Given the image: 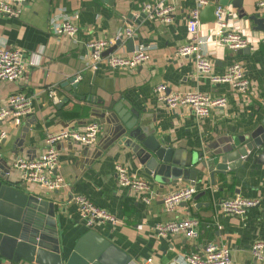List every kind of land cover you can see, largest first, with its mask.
Returning <instances> with one entry per match:
<instances>
[{"label":"crops","instance_id":"1","mask_svg":"<svg viewBox=\"0 0 264 264\" xmlns=\"http://www.w3.org/2000/svg\"><path fill=\"white\" fill-rule=\"evenodd\" d=\"M145 1L28 0L20 17L0 16V45L19 49L26 61L34 62L20 80L0 83V105L6 104L12 94L22 92L31 97L34 108L19 126L9 120L3 123L8 137L0 148V170L5 163L13 166L19 158L32 160L42 156L48 131L82 129L92 121H99L102 129L95 145L75 142L58 145L59 172L66 179L67 188L50 191L23 181L19 170H11L10 179L21 181L29 194L55 203L64 258L93 229L130 255L131 262L136 264H184L186 255L209 242L225 246L230 251L231 264H264L257 262L252 252L256 242L264 241V166L254 164L260 151L244 170L232 173L228 179L218 178L215 185L209 184V173L202 169L196 183L182 181L176 186L165 183L161 187L145 173L128 147L118 143L107 145L111 135L104 131L101 119L94 116L95 112H104L108 117L115 107L123 112L129 111L128 107L147 109L151 112L152 129L159 138H165L168 146L196 156L211 155L238 137L251 141L264 119V11L257 6L260 0H242L247 14L242 18L235 5L237 0H229V22L247 37L249 46L245 49L233 51L215 41L214 22L200 25V36L208 42L205 50L213 62L212 74L222 75L233 63L242 64L251 82L247 95L236 93L230 84H213L206 76H197L193 56L178 54V48L189 40L188 19L196 0H175L174 20L170 24L147 18L143 11ZM216 3L219 5V0ZM66 18L79 27L75 40L57 32ZM127 26L135 30L132 43L131 39H123L114 51L108 50L116 44L107 49L104 56L113 52L130 55L137 44L146 43L151 45L150 60L135 70L115 69L106 61L93 69L88 44L113 39ZM73 77L79 78L77 88L63 86ZM161 83L168 92L199 90L214 97L225 96L228 105L199 119L188 107L171 109L158 102L154 88ZM50 88L57 89L58 100L49 95ZM75 93L77 97L73 96ZM78 113H84L83 117ZM108 126L113 129L114 124ZM117 164L149 181L150 204L119 185ZM189 185L198 188L194 198L174 211H167L164 197ZM238 195L259 199L260 205L243 216L224 212L222 202ZM78 196L115 213L120 223L88 228L75 202ZM185 217L199 221L197 238L189 239L184 233L162 235L156 230L158 225Z\"/></svg>","mask_w":264,"mask_h":264},{"label":"built area","instance_id":"2","mask_svg":"<svg viewBox=\"0 0 264 264\" xmlns=\"http://www.w3.org/2000/svg\"><path fill=\"white\" fill-rule=\"evenodd\" d=\"M28 0H0V16L20 17L23 12V5ZM31 1V0H29ZM197 5L190 11L188 19L189 40L186 44L178 48L181 57L193 56L195 60L197 76H206L213 84L227 83L240 95H247L251 90V82L246 76V72L240 63H233L222 75L212 74L213 62L208 52L205 50L207 41L200 36L201 12L209 4L208 0H196ZM175 0H147L144 3L143 11L147 18L151 20H161L167 24L173 22ZM258 8L264 11V0L257 4ZM216 21L214 22L215 41L226 45L230 50L239 51L249 46V41L243 31L229 22V11L227 7L217 6ZM60 34H64L75 40L79 33V27L69 18L60 22L58 26ZM135 30L127 26L123 33L113 39H102L90 42V66L97 69L99 64L106 61L115 69L135 70L150 60L151 45L139 43L135 46L130 55L111 53L104 56V52L116 44L121 39H133ZM33 61H26L21 50L4 47L0 45V83L15 82L23 77L29 65ZM79 80V78H77ZM49 95L58 100L57 89L50 88ZM154 94L158 102L166 104L169 108L178 107L190 108L199 119L207 118L212 111L217 108H225L228 100L225 96H210L199 90L184 92H168L167 86L163 83L154 88ZM32 99L27 94L17 92L12 94L6 104L0 105V148L8 137V131L2 127L6 121H11L14 125L22 124L23 118L33 112ZM99 121H92L82 129L67 128L60 131H48L45 134V153L32 160L23 158L17 159L12 168L22 173L25 182L39 184L50 191L65 189L68 183L59 172L60 152L58 145L63 142H75L83 146L95 145L101 132ZM118 183L122 188H127L140 196L141 201L150 204L151 184L148 180L130 172L122 164L115 166ZM198 188L189 185L177 189L166 195L163 199L165 209L169 212L177 209L181 204L188 202L197 194ZM75 202L79 207L81 217L88 228H93L96 224L110 223L117 225L120 223L118 216L100 206L95 205L87 197L78 196ZM260 205L259 199H253L238 195L222 202V210L226 213L243 216L250 208ZM199 221L196 218L185 217L181 220H174L163 225H158L156 230L162 234L184 233L189 239L198 237ZM221 228V226H219ZM252 252L257 262L264 261V241H258L252 246ZM151 261V260H150ZM32 264L27 262L4 264ZM230 251L221 244L209 242L203 247H198L195 251L185 256L184 264H231ZM128 264H136L129 262ZM173 264H177L174 262Z\"/></svg>","mask_w":264,"mask_h":264},{"label":"water","instance_id":"3","mask_svg":"<svg viewBox=\"0 0 264 264\" xmlns=\"http://www.w3.org/2000/svg\"><path fill=\"white\" fill-rule=\"evenodd\" d=\"M208 1L209 4L201 12L202 23L216 21L215 12L218 4L216 0ZM219 5L228 7L229 0H219ZM235 5L239 10V17H246L242 0H237ZM250 17L258 20L256 16ZM122 41L121 37L108 51H114ZM132 41L131 39V43ZM69 85H71L69 89L77 88L79 86L77 77L63 84ZM73 96L77 97L78 94L75 93ZM128 108L129 111L123 112L119 107H115L113 114L108 117L104 112H95L94 116L101 119L105 125L104 131L111 135L108 136L107 145L118 143L128 147L145 173L160 183L161 187L166 184L176 186L182 181L196 183L202 169L209 173V184L215 185L218 178L228 179L232 173L244 170L247 162L255 157L257 151L260 152L254 158V164L264 166V119L261 126L252 134L251 141L247 137H238L231 145L211 155L196 156L182 148L168 146L165 138H159L149 121L151 119L149 110ZM108 124H114L113 129ZM12 169V166L5 163L3 170H0V264L131 262L130 255L93 229L87 231L77 241L70 256L64 258L57 231L55 203L38 195L29 194L21 181H12L10 179Z\"/></svg>","mask_w":264,"mask_h":264},{"label":"trees","instance_id":"4","mask_svg":"<svg viewBox=\"0 0 264 264\" xmlns=\"http://www.w3.org/2000/svg\"><path fill=\"white\" fill-rule=\"evenodd\" d=\"M79 114V113H78ZM84 113L82 115L79 114L80 117H83Z\"/></svg>","mask_w":264,"mask_h":264}]
</instances>
